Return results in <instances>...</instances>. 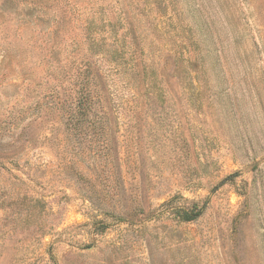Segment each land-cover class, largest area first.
<instances>
[{
    "label": "rangeland",
    "instance_id": "374dc122",
    "mask_svg": "<svg viewBox=\"0 0 264 264\" xmlns=\"http://www.w3.org/2000/svg\"><path fill=\"white\" fill-rule=\"evenodd\" d=\"M0 264H264V0H0Z\"/></svg>",
    "mask_w": 264,
    "mask_h": 264
},
{
    "label": "trees",
    "instance_id": "16d2710c",
    "mask_svg": "<svg viewBox=\"0 0 264 264\" xmlns=\"http://www.w3.org/2000/svg\"><path fill=\"white\" fill-rule=\"evenodd\" d=\"M92 24L93 22L90 20L84 21L83 30L87 35L92 31ZM116 52L119 53V50H116ZM87 66H90L89 71H87ZM76 69L77 75L75 78H77L76 82L78 83L79 88L75 90L76 99L74 100V98H72L69 104L71 108L68 112L67 118L69 121L70 129H72L73 127H78L81 124L79 120L80 115L82 116L83 114H86V112L90 111L93 108L96 111L97 107L95 106V104L97 100H99L104 94L101 88H98V80L100 78L103 79V73L102 75L100 74V72L98 73V71L91 73L93 68H91V65H87L86 63L77 66ZM112 69L113 72L119 71L115 67H113ZM132 70H136V67H132ZM176 200L177 197H173L168 202H165L162 206H174V204H176ZM199 211V209L189 210L185 207H177L172 210L171 214L174 213L176 216H178V214L184 216V220H193L198 217V215L200 214Z\"/></svg>",
    "mask_w": 264,
    "mask_h": 264
}]
</instances>
